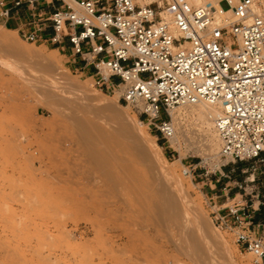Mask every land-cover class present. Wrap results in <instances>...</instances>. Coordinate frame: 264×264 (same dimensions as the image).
Wrapping results in <instances>:
<instances>
[{
    "label": "rangeland",
    "instance_id": "rangeland-1",
    "mask_svg": "<svg viewBox=\"0 0 264 264\" xmlns=\"http://www.w3.org/2000/svg\"><path fill=\"white\" fill-rule=\"evenodd\" d=\"M220 5L228 7L225 0ZM94 82L70 64L66 50L27 41L0 23V264H258L235 243L232 220L225 227L215 219L216 207L196 173L227 174L230 179L220 182L233 190L234 203L264 207V152L239 161V170H231L238 162L220 167L225 162L216 156V133L213 126L209 132L200 126L195 104L174 109L178 144H171L134 108L118 102L119 90L101 93ZM167 117L161 109L159 118ZM124 118L168 161L165 183L152 182L156 168L145 179L148 203L90 159L92 143ZM209 140L216 143L213 152ZM170 195L188 212L184 224L149 213L155 201ZM178 224L187 231L200 224L219 249L211 243L206 254L199 244L192 254L178 247Z\"/></svg>",
    "mask_w": 264,
    "mask_h": 264
},
{
    "label": "built area",
    "instance_id": "built-area-1",
    "mask_svg": "<svg viewBox=\"0 0 264 264\" xmlns=\"http://www.w3.org/2000/svg\"><path fill=\"white\" fill-rule=\"evenodd\" d=\"M221 1L0 0V17L26 4L35 28L20 29L22 38L58 50L68 41L73 57L95 68L96 87L119 90L118 102L166 142L174 132L169 109L202 100L220 105L212 120L222 167L264 152V0H225L226 9ZM245 208L236 202L214 217L225 227L232 220L237 246L264 264V234L253 233Z\"/></svg>",
    "mask_w": 264,
    "mask_h": 264
},
{
    "label": "bare ground",
    "instance_id": "bare-ground-1",
    "mask_svg": "<svg viewBox=\"0 0 264 264\" xmlns=\"http://www.w3.org/2000/svg\"><path fill=\"white\" fill-rule=\"evenodd\" d=\"M216 1H218V0H214V2L212 0H192V4L193 3L194 4H205L208 2L216 4L217 3ZM44 61H46V60H44ZM46 64H49V63L46 62ZM100 92L106 94V92H103V91H100ZM194 104H195L194 105L195 106V116L198 119L200 126L205 128V132L211 131V128L213 126L212 116L220 110L221 106L218 104L208 103L204 100L198 101ZM187 105H190V104H187ZM180 106H183V105H180ZM175 108L176 107L168 110L169 122H170V125L172 126L173 130H174L173 124H174L175 120H177V118L179 117L177 111L174 110ZM213 128H214V126H213ZM213 131H215V130H213ZM207 136L211 137V134L207 135ZM215 136H217V134ZM217 139H218V137H217ZM168 141L171 144H176V143L178 144V136L175 134V131L168 138ZM218 144H219V141H218ZM207 148H208L209 152L215 151L216 150V143H213L211 140L207 141ZM91 149H92V151L90 152V155H91L90 159H92V161L95 164H97L98 166H101L103 173L106 176H117L118 181L122 184L124 189L130 190L132 192L131 194L135 193L137 195L138 200H140V199L142 200L141 201L142 203L144 201L146 203L148 200L152 199V195L148 193L150 191L147 192V190H149L150 188L147 185L148 183L147 184L145 183V179L148 175L150 176V174H152V172L155 168L157 169V171H155L156 170L155 169L153 172L154 176L153 175L152 176L156 177L157 175L155 173L158 172L159 174L157 177L159 179L156 178V180H154V178H153L152 182L157 181V182L162 183V184L165 183V176L167 174V166L165 164L168 161L166 160L165 156L160 152V150L154 145V143L149 141V139L147 138L146 135H143V133L141 131L135 132L134 130L131 129L130 125L128 124V118H124L120 122L118 121L116 123V125L111 126V124H110V129L109 130L107 129L103 133V135L99 138L96 145H93V143H92ZM216 156H218V153ZM120 183H119V185H120ZM147 186L149 189H146ZM120 187H121V185H120ZM169 187L170 186H168V188ZM130 191H129V193H130ZM128 198H129V196H128ZM131 198H132V195H131ZM133 198L136 199V197H133ZM175 199H177L176 196L170 195V196H167L166 198L162 199L161 201H155L152 204L153 208L150 207L151 205L148 204L149 205L148 207H150V209L152 208V211L149 212V210H148L146 212L153 214L152 212L154 210V213H156L158 216L167 217L170 221H173L174 223L176 222L179 224L181 223V220H182V223H183V220L185 218H187L188 212L181 210V207H182L181 204H173L172 200H175ZM137 201H135V202L137 203ZM128 202L131 203L130 199L127 201V203ZM135 202H134V204H135ZM139 204H141V203H139ZM140 207H142V206H140ZM140 209H141V211H143L142 208H140ZM179 214H180V216H179ZM148 217L150 218L151 215L150 216L148 215ZM145 218H146V213H145ZM153 218H155V217H153ZM158 218H160V217H158ZM179 218L180 219L182 218V219L179 222H177ZM145 221H146V219H145ZM148 221H150V220L148 219L147 222ZM172 226L174 227L175 225L172 224ZM181 226H183V225L181 224ZM181 226L179 229L182 228L181 232L183 233V236L181 235L182 238L180 239V237H179V239L177 240V241L180 240L178 247L184 248L185 251L187 249L188 250L190 249L191 250L190 252H192V254L195 252L192 250L193 249L197 250L201 244H202V246L204 245L203 249H205V250L207 249L206 254H208L207 251H209L208 250L209 248L212 249L211 243L217 244V247L214 249L218 248V246H219L218 241L216 239H214L213 237H210L206 233H202L201 232L202 228H201L200 224L197 225V227H194V228L191 227V229L189 228L190 230H188V231L183 230L185 228V226L184 227H181ZM187 227H188V225H187ZM156 233L158 234V232H156ZM162 233H163V231H162ZM174 236H175V234H174ZM175 239H177V238H175ZM175 242H176V240H175ZM182 243H183V245H182ZM177 244H176V246H177ZM214 247H215V245H214ZM202 250H200V251H202ZM188 252L189 251H187L186 254ZM190 252L187 255H189ZM203 252L204 251H202V253ZM203 255H205V254H203ZM201 260H204V259H201ZM200 264H203V263L200 262Z\"/></svg>",
    "mask_w": 264,
    "mask_h": 264
},
{
    "label": "crops",
    "instance_id": "crops-1",
    "mask_svg": "<svg viewBox=\"0 0 264 264\" xmlns=\"http://www.w3.org/2000/svg\"><path fill=\"white\" fill-rule=\"evenodd\" d=\"M6 1L10 2V0H6ZM27 12H28V9H27L26 4L19 6L17 9L11 8L10 14L8 17H5V18L0 17V23L4 27L10 30H16L17 32H19L20 29H23V27H26L27 29L32 30L35 28V25L28 24L29 18H28ZM44 32L46 34H49L51 32V29L46 28ZM64 46H65L66 52H68V61L70 62V64H72V66L75 69L83 73L86 72L90 74L92 77H94L95 68L92 65H88L82 57H79V56L73 57L68 41L64 42ZM116 81L117 79L114 78V82ZM242 165L243 164L241 162H238L234 167L231 168V170L232 171L234 169L239 170V168ZM196 176L201 179L200 184L205 187L206 195L208 197L209 202L213 203V206L216 207V210H215L216 214L223 215L221 214L223 209L225 210V212H227V207L234 203L233 201H235L236 195H234L233 190L231 191L230 188L224 187L227 185V183H224L223 181L220 182V179H224V178L230 179V176L227 174H224L223 176H217L216 178L214 177L207 178L204 175L197 174V173H196ZM230 198L231 200H229ZM249 206L251 207V209H249ZM245 207H246L245 210L250 214V219H251L250 221L254 225V227L252 228L253 233L255 235L264 234V207L258 206V204L257 206L247 205ZM258 223L262 224L263 228L262 226L256 228V224Z\"/></svg>",
    "mask_w": 264,
    "mask_h": 264
}]
</instances>
